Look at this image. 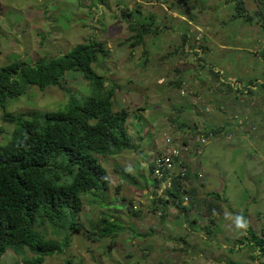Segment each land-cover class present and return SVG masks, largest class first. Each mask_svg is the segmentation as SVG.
Returning a JSON list of instances; mask_svg holds the SVG:
<instances>
[{
    "label": "rangeland",
    "instance_id": "374dc122",
    "mask_svg": "<svg viewBox=\"0 0 264 264\" xmlns=\"http://www.w3.org/2000/svg\"><path fill=\"white\" fill-rule=\"evenodd\" d=\"M262 1L245 0L251 15L256 16L254 11L260 6L263 8ZM236 2L237 0H0V68L15 60H23L28 64L41 58L64 54L80 43L104 42L106 53H102L93 66L98 74L107 79H119L116 83L122 89L118 90L116 109H127V129L139 146L138 150H127L119 155L99 156L101 164L111 175L112 183L104 195L99 194L94 198L86 195L84 208L79 215L80 221L87 228L103 227L106 223L111 225V229H119L101 240H91L86 233L75 234L63 253L46 257L44 264L264 262L260 247L253 249L248 244L249 238H252L250 231L258 239L264 238L263 124H253L254 121L249 119L247 124L251 126L242 128L240 126L246 125V119L243 115H238L237 119L226 123L228 129L222 135L212 137L210 142L204 143L208 145L202 154H197L200 156V163L195 154L187 156L186 159L190 161L189 169L193 172L192 182L189 179L187 188L195 189V194H190L189 204L194 205V210L189 208L186 216L180 211L181 206L172 202L169 203L170 206L163 205L164 209L160 210L158 199L163 195L161 189H165L166 185L157 189V180L152 177L150 169L155 150H162L163 141L179 134L188 140L200 135L198 129L189 132L185 125L182 128L187 133L180 129V132L175 131L176 123L170 119L174 117L171 105L191 103L192 99L194 103L207 104L206 101L211 99L218 87L212 83L211 89L205 90V86L195 98H191L188 90L183 97L170 91L169 82L177 77L175 68L177 65L182 67L183 64L169 60L166 52L170 49L169 52L174 54L175 45H181V31H186L194 39V33L198 30L196 27L208 30V23L210 26L212 24L210 35L214 50L213 53H205V59L210 61L217 54L223 56V61H216L219 68L215 67L213 61L214 70L221 69V79L223 76L227 79L240 78V84L243 85L240 90H233L230 104L247 108L254 106L256 95L243 92L244 87L251 82L258 85L253 92L259 94V97L264 95V30L259 25L251 26L241 19H228L227 24L222 25L225 18L237 13ZM152 14H156L157 18ZM130 16L137 24L147 25L151 32L145 35L140 28L132 33L129 28L130 20L127 19ZM187 20L192 21L195 27L193 30L186 27ZM136 39L143 43L136 42L134 46ZM219 43L225 44V47L221 49ZM241 47L244 50L237 49ZM176 58L175 56L174 59ZM190 58L185 62V67L188 68L180 76L188 75L187 79L193 82L191 88L198 86L194 83L199 82L202 76L215 80L211 73L200 72L195 55ZM87 85L88 82L82 76L72 78L68 74L63 87H48L44 90L31 88L28 94L11 101L8 110L20 113L31 109H54L57 104L67 101L66 89L78 90ZM172 95L174 97L169 99ZM216 98L222 100L220 97ZM177 99L181 101L178 102ZM192 106L191 108H195L193 104ZM255 107L264 109V102L258 101ZM208 109L210 110L209 106ZM175 112L174 119L182 122L183 114ZM198 114V119L201 117L205 124L209 122L206 115ZM195 119L189 118L188 123L193 126ZM0 127L4 129L0 141L5 142L14 125L3 121L1 110ZM229 134L232 136L225 139ZM257 156L263 159V163L262 160L254 159L250 165L247 164L249 159ZM119 166L133 176V182L117 172ZM198 171L201 172V177H196ZM217 196L220 201L215 202L213 197ZM219 203L222 211L213 213L216 208H212L220 207ZM212 214L216 218L220 216L217 223L214 222V234L211 236L203 229L204 239H200L198 231L185 227L188 220L195 221L196 225H203L208 221L207 216ZM209 230L208 225L206 231ZM45 233L50 239L63 238L62 234L53 233L51 228H46ZM181 237L193 243L194 247H189V252L183 250L187 242L183 244L184 238ZM243 239L246 242L242 244L240 240ZM228 248H233L234 252H229ZM25 254L32 255L26 247L24 250L8 247L0 264H15Z\"/></svg>",
    "mask_w": 264,
    "mask_h": 264
},
{
    "label": "trees",
    "instance_id": "16d2710c",
    "mask_svg": "<svg viewBox=\"0 0 264 264\" xmlns=\"http://www.w3.org/2000/svg\"><path fill=\"white\" fill-rule=\"evenodd\" d=\"M262 4L263 8L256 9L254 16L249 13L245 0H237V13L225 18L222 25H226L228 19H241L264 30V0ZM152 15L157 18L156 14ZM131 17L127 19L132 33L140 28L143 33L151 32L147 25L137 24ZM185 23L193 30L189 21ZM185 32L181 31L179 48L190 52L198 47L199 35H204L205 30H197L194 39ZM136 42L143 43L136 39L134 46ZM102 53H106L104 42L92 41L80 43L59 56L41 58L28 64L15 60L0 68L2 119L14 125L7 140L0 141V259L8 247L19 250L26 247L32 255L25 254L15 264H44L46 257L63 253L75 234L86 233L91 240H101L119 229H111V225L106 223L103 227L90 229L79 218L84 208V197L104 195L112 183L99 156H115L138 148L127 129V109H116L118 90L122 89L117 85L119 79H107L93 66ZM215 59L221 61L223 56L217 54ZM212 65L208 69L222 82L220 73ZM68 74L72 78L82 76L88 85L78 90L66 89L68 98L63 104H57L54 109H31L20 113L8 110L11 101L28 94L31 88L63 87ZM180 82L178 79L171 85L179 86ZM191 126L186 124L188 128ZM3 131L0 127V136ZM117 172L130 182L134 181L122 167L119 166ZM188 192L195 194V189L188 190L177 179L173 189L167 191V200L160 198L159 203L167 205L172 202L181 206V197ZM214 199L215 202L220 201L219 196ZM218 205L220 207L212 209L220 211L221 203ZM180 208L183 212L189 210L184 206ZM46 228H51L57 235L62 234L63 238H47ZM250 233L252 238L248 244L253 249L259 246L264 255V238L258 239L253 231ZM228 251L232 253L234 249L229 248Z\"/></svg>",
    "mask_w": 264,
    "mask_h": 264
},
{
    "label": "crops",
    "instance_id": "0c3cea01",
    "mask_svg": "<svg viewBox=\"0 0 264 264\" xmlns=\"http://www.w3.org/2000/svg\"><path fill=\"white\" fill-rule=\"evenodd\" d=\"M187 21H189V20H187ZM189 25L194 27V25L192 24V21H189ZM210 27H211L210 23H208V30H205V32H204L205 33V38H206L205 45L199 47L201 49L200 51H199L198 47L193 48V51H190V52H187L186 50L183 51V50H181L179 48L180 46L178 44L175 45V48L173 50V51H175L174 54L169 52L170 49L169 50L166 49V50H168L166 52V55H167V58L169 60L173 59L174 62L175 61H179L180 63L183 64L182 67H180V65H177V68H175V71H177V77L174 75L175 78L172 79V81L169 82V85L171 86L170 91L172 93L178 94L177 95L178 97L181 96V95L178 93L177 88H175L176 86L175 85L172 86L171 83L176 81V80H178L180 75H181V73L186 68H188V67H185V62L186 61L188 62V59H191L190 57H193V55L196 56V59H198L199 69L201 70L200 72L206 71V73H211V70H209L208 68H209V65L210 66L212 65L213 58H211L210 61H207L205 59V56H204L205 52L206 53L207 52L213 53V50H214L213 47L211 46V42L213 41V39H212V36L210 35V33H211V28ZM206 35H207V37H206ZM222 43H219L220 44L219 47L221 49H223L225 47V44H222ZM177 49H179V51H177ZM237 49H243L244 50V48H242V47L241 48H237ZM175 56L177 57L176 59H174ZM164 57L165 56L163 55L162 58H164ZM220 60L223 61L222 59H220ZM163 63H166V62H163ZM204 65H207V66L205 67ZM211 74L214 76L215 80H209V77L202 76V77H200L199 82H195L194 83V84H197L198 86H196L195 88H193L189 92L191 94V98H195V97H197V95H199L201 93L202 88H205V86H207V88L205 90H210L211 89L210 87L213 84L214 85L216 84L215 86H218L217 89L214 90V92L212 91L214 95H211V99L206 101L207 105L211 106L210 113H205L203 111V108L206 106L205 104H201V106L200 105H196L195 108H191V107H193L192 104L194 103L193 102L194 99H192L191 103L188 100L189 102H186V104H183L182 102L180 103L179 101H181V99H177V101L179 103L177 105H175V106L171 105L174 117H175V113H176L175 111H178L179 113H182L184 117L181 119V120H183L182 122H179L178 120H175V123H176V126H177L175 131L180 132V130H182L183 133H187V131H185V129L183 130L182 126L184 125V123L187 124L189 122L188 119L191 118V117L192 118H196V119L193 122V124H194L193 126H191L190 128L187 127L189 132L195 131L197 128L201 132L216 131V130H218V131H223L224 130L225 131V130L228 129V127L226 126V123H228V121L231 120L234 111H232L229 108V106L226 105V103H223V101H227L229 99V97H230L229 95H230V92H231V86L226 85V83H221L219 78L215 77V75L213 73H211ZM206 78H207V80H206ZM258 79H262V78H258ZM192 84H193V82H192ZM258 95L259 94H256L255 98H259ZM216 96L220 97L222 100L217 99ZM172 97H174V96L173 95L170 96L169 99H172ZM260 100H258V101H260ZM258 101L254 103L253 107H248V108L247 107H240L239 108V111L243 115V118L246 119V125H242L241 124L240 127L248 128L249 126H251L250 124H247L249 122V119H250V121H254L253 124H260V125L263 124V127H264V109H260L259 110V109H257L255 107V105H257ZM262 102H264V97L262 98ZM223 106L227 107L225 111L223 109ZM198 113H202V114L206 115L208 117L209 122L207 124H205L202 121L201 117L198 119L197 118L198 115H199ZM174 117H172L170 119L174 120ZM186 124H185V126H186ZM236 127H239V126H236ZM178 129H180V130H178ZM234 132H236V130ZM187 135L188 134H186V136ZM254 159L262 160L261 162L263 163V159H261L260 156H257V157H255L253 159H249L247 164L250 165L251 162L254 161ZM254 169L258 170V168H254ZM215 212L217 213L218 210H215L213 213H215ZM186 215H188V214H186ZM217 218H216V216L214 214H212L210 216V221H211L210 229L211 230H209V231H206L207 230V226L206 225L208 224V221L204 222L203 225H200V224L196 225L195 221L193 223H191V224L189 222H187L185 226L188 229H191L192 231H198L200 239H204V234L203 233L207 232V234L210 235V236L214 234V231L212 230V228L215 226L214 222L217 223ZM203 229L205 230V232L203 231ZM181 238H184V240L182 242L183 244H184V242H187L186 245L184 246L183 250L189 252V247H191V248L194 247L193 243L189 242V240L186 239L185 237H181ZM182 247H183V245L181 246V248Z\"/></svg>",
    "mask_w": 264,
    "mask_h": 264
},
{
    "label": "clouds",
    "instance_id": "9594fccd",
    "mask_svg": "<svg viewBox=\"0 0 264 264\" xmlns=\"http://www.w3.org/2000/svg\"><path fill=\"white\" fill-rule=\"evenodd\" d=\"M195 28V27H194ZM200 32H204V30H202L201 28H199V27H196ZM143 34H145L146 35V33H143ZM207 37V36H206ZM203 38V39H202ZM204 38H205V34L204 35H199V38H198V40L197 41H199L198 42V47L201 45V46H204L205 45V41H204ZM75 47V46H74ZM73 47V48H74ZM199 49V51L201 50L200 48H198ZM66 53H68V52H66ZM199 53V52H198ZM206 53V52H205ZM204 53V54H205ZM65 54V53H64ZM60 55H62V54H60ZM57 56H59V55H57ZM54 57V56H53ZM200 61V60H199ZM214 61V63L216 64V59H215V57L213 58V60H212V62ZM216 68H219L218 66H217V64H216V66H215ZM214 69V68H213ZM217 73H220V71H221V69H218V70H215ZM182 75H183V73H182ZM187 77H188V75H187ZM187 77H185V76H180L179 77V79H181V82H180V84H179V86H176L175 88H177V90H178V93L181 95V96H184L185 95V92L188 90L189 92L193 89V88H191L190 86L192 85V81H190V79H187ZM226 78H223L222 77V82H224V83H227L226 85H228V86H231V92H230V97H229V99L226 101V102H223V103H226V105H228V106H230L231 108V110L232 111H234L233 112V116H232V118L231 119H237V117H238V115H242L241 113H240V111H239V108H240V106H235V105H232V104H230L231 103V101H230V99H231V93L233 92V90H240L241 89V87H243V85L242 84H240V82H241V80H240V78H234V79H227L228 80V82H226V80H225ZM258 80H262V79H258ZM186 83V86L184 87L183 86V83ZM221 82V83H222ZM263 83H264V79H263V81H262V85H263ZM258 88V85H257V83H250V84H248V86H246V87H244V91L243 92H247V93H250V94H255L256 95V93H254L253 92V90H255V89H257ZM263 92H264V85H263ZM261 97H264V95H262ZM261 97H259V98H256L255 99V102H257L258 100H262V98ZM207 103V102H206ZM193 105L194 106H196V105H200L201 106V103H193ZM206 106L203 108V111L205 112V113H210V111H211V106H209V105H207V104H205ZM210 107V110L208 109L207 110V107ZM226 106H223V109H224V111L226 110ZM174 121V123H175V119L173 120ZM234 126H238L237 124H234ZM198 129V128H197ZM196 129V130H197ZM232 129H235V128H232ZM199 130V129H198ZM200 131V130H199ZM226 131V130H225ZM224 130L223 131H206V132H201L200 131V135H197V136H193L192 134V136H193V140L190 138L189 140L188 139H186V138H184L183 136H180V135H178L177 137H175V136H173L172 138H168V139H166L165 141H163L164 142V147L162 148V150H160V151H158V150H155V155H154V157H153V161L151 162V164H152V168H150L151 169V175H152V177L154 176V178L157 180V182L156 183H158V186H157V189L158 188H161L162 187V185L163 184H165L166 185V188L165 189H161V191H162V193H163V195H161L160 197L161 198H165L166 200H167V198H168V195H167V191L168 190H171V189H173V184L175 183V181L178 179V180H180L181 182H182V184H184L185 185V188H187L188 187V183H189V179H190V181H191V176H192V173L193 172H191V170L189 169V164H190V161L189 160H187L186 158H187V156L188 155H190V154H195L196 155V157H197V159H198V162L200 163V156H197V154H198V152L199 153H201L202 154V152L204 151V149H205V147H206V145H208V144H204L206 141H209L210 142V138H212V137H219L220 135H222L224 132H225ZM128 132H129V130H128ZM195 132V131H194ZM229 132H231V131H229ZM130 134V133H129ZM131 135V134H130ZM132 136V135H131ZM232 136V134H229L228 135V137H226L225 139H228L229 137H231ZM208 142V143H209ZM178 147L180 150H181V152L183 153V158H175L174 159V168H173V170H172V174L169 176V174H166V175H164V176H159L158 175V173H157V170L162 166L161 165V163H162V161H163V159L164 158H166L168 155H170L171 154V148L172 147ZM159 148H160V146H159ZM139 149V146H138V148L137 149H132V150H138ZM127 151V150H126ZM121 154V153H120ZM119 155V154H118ZM193 158V157H192ZM183 169H185V170H183ZM110 175V174H109ZM111 176V175H110ZM197 176H199V177H201V172L200 171H198V173L196 174V177ZM153 178V179H154ZM154 179V180H155ZM192 182V181H191ZM188 189V188H187ZM220 195V194H219ZM215 198V197H214ZM160 199V198H159ZM158 199V200H159ZM190 201H191V195H190V193L188 192V193H185L184 195H182V197H181V206H184L185 208L186 207H190L191 205H189L190 204ZM161 206L163 207V205L161 204ZM170 206V205H169ZM209 206V205H208ZM164 208V207H163ZM163 208H161L160 207V210H163ZM191 210H193L192 208H191ZM180 211L182 212V214L184 215V216H186V214H188V211L187 212H183V209L181 210V208H180ZM160 215L162 214V212H160L159 213ZM209 219V220H208ZM207 220H208V224L206 225L207 226V228H208V225L210 226V223H211V221H210V216L208 215L207 216ZM187 222H189L190 224L191 223H193L194 221L193 220H188ZM186 227V226H185ZM187 228V227H186ZM211 230V229H210ZM233 262H235V261H231L230 263H227V264H232Z\"/></svg>",
    "mask_w": 264,
    "mask_h": 264
},
{
    "label": "built area",
    "instance_id": "2783aa9c",
    "mask_svg": "<svg viewBox=\"0 0 264 264\" xmlns=\"http://www.w3.org/2000/svg\"><path fill=\"white\" fill-rule=\"evenodd\" d=\"M183 86H186V83H183ZM183 153L181 152V150L178 147H172L171 148V154L168 155L166 158L163 159L162 163H161V167L157 170V173L159 176H164L166 174H169V176L172 174V170L174 168V159L175 158H183ZM185 170V169H183ZM261 264H264V262H262Z\"/></svg>",
    "mask_w": 264,
    "mask_h": 264
}]
</instances>
